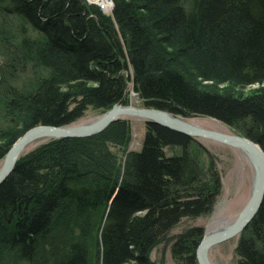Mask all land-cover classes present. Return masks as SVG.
<instances>
[{
  "label": "trees",
  "instance_id": "16d2710c",
  "mask_svg": "<svg viewBox=\"0 0 264 264\" xmlns=\"http://www.w3.org/2000/svg\"><path fill=\"white\" fill-rule=\"evenodd\" d=\"M112 3L107 15L84 0H0V161L32 127L125 102L129 84L145 107L217 119L264 152V0ZM129 132L120 119L18 159L0 186V264H154L162 243L175 264H197L204 229L170 233L212 213L214 163L204 168L193 138L151 122L128 151ZM235 253L236 264H264V198Z\"/></svg>",
  "mask_w": 264,
  "mask_h": 264
},
{
  "label": "rangeland",
  "instance_id": "374dc122",
  "mask_svg": "<svg viewBox=\"0 0 264 264\" xmlns=\"http://www.w3.org/2000/svg\"><path fill=\"white\" fill-rule=\"evenodd\" d=\"M88 5H94L100 7L103 4V0H84ZM111 2L108 0V3ZM102 3V4H101ZM112 3V2H111ZM103 6V5H102ZM109 9V8H108ZM104 14H110V10L102 9ZM101 11V10H100ZM32 35H34L32 33ZM7 54L3 52L0 47V67L5 66V58ZM130 79V74H127ZM253 86L248 88L251 90L255 88ZM246 91V92H247ZM126 105L137 107V108H147L133 91L131 84L127 89V94L125 96ZM106 111L88 109L83 117L78 119L71 126H86L97 119H99ZM172 118L178 119L180 121L208 129L213 131H218L226 134H236L243 136L241 133L231 128L230 126L224 124L223 122L207 117V116H191L189 118H181L169 114ZM128 120L129 123V142L127 145L128 151H139L142 148L143 139L146 131L147 121L139 118H123ZM67 127V126H61ZM93 137V136H92ZM90 138V137H89ZM50 140L57 139H46L40 138L29 143L21 152L20 157L26 154L29 150L39 146L42 143H46ZM194 144L191 147L193 154L198 158L200 164L206 168L210 162L214 163L220 178H221V190L217 197L216 203L213 207L212 213L207 216L199 217L196 219L184 218L181 220L179 225L174 228L170 235L179 234L185 228L188 227H202L204 229V235L218 231L228 225H230L238 213L241 211L249 196L251 194L254 169L249 161L248 157L241 150L214 142L212 140L193 138ZM252 141V140H251ZM114 151L116 149L112 148ZM181 150L179 148H166L165 154L167 156L179 155ZM119 150V155H121ZM3 159L0 161V167ZM203 235V236H204ZM203 238V237H202ZM201 238V240H202ZM200 240V241H201ZM200 243V242H199ZM237 245V237L228 240L224 243L216 245L208 251V258L212 264H236V253L235 248ZM93 254V253H92ZM92 258H94L92 256ZM150 260L154 264H175L171 253L170 245L168 243H162L156 246L150 253ZM98 259H94L92 264H98Z\"/></svg>",
  "mask_w": 264,
  "mask_h": 264
},
{
  "label": "water",
  "instance_id": "95a60500",
  "mask_svg": "<svg viewBox=\"0 0 264 264\" xmlns=\"http://www.w3.org/2000/svg\"><path fill=\"white\" fill-rule=\"evenodd\" d=\"M123 118H139L157 124L170 131L191 137L212 140L237 148L250 159L254 169L251 194L234 221L218 231L203 236L195 252L197 264H212L208 258L210 248L238 237L257 214L264 198V152L250 139L218 131L204 129L178 119L169 114L151 108H137L115 104L95 122L86 126H48L39 125L23 133L9 148L0 167V186L13 172L23 149L32 141L46 139H83L102 133L112 123Z\"/></svg>",
  "mask_w": 264,
  "mask_h": 264
},
{
  "label": "bare ground",
  "instance_id": "6f19581e",
  "mask_svg": "<svg viewBox=\"0 0 264 264\" xmlns=\"http://www.w3.org/2000/svg\"><path fill=\"white\" fill-rule=\"evenodd\" d=\"M111 2H112V0H110ZM103 2V6L101 5L100 7H99V10H101V11H103L102 9H106V10H109L110 8H111V10L110 11H112V8H113V3H111V2H109L108 3V0H103L102 1ZM102 4V3H101ZM109 8V9H108ZM111 13V12H110ZM117 103H120L122 106H129V105H126V104H124L125 102H124V100H121V101H119V102H117ZM117 103H115V104H117ZM114 104V105H115ZM113 105V106H114ZM112 108V107H111ZM110 108V109H111ZM109 110V109H108ZM107 110V111H108ZM157 110V109H156ZM159 111H161V110H159ZM162 112H165V111H162ZM165 113H167V114H170V113H168V112H165ZM169 117H171L170 115H169ZM120 120V119H119ZM74 127V126H73ZM244 137V136H243ZM191 138V137H190ZM35 141V140H34ZM33 142V141H32ZM228 146V145H227ZM247 156V155H246ZM19 159V158H18ZM249 159V158H248ZM249 161H250V159H249ZM251 162V161H250ZM225 228V227H224Z\"/></svg>",
  "mask_w": 264,
  "mask_h": 264
},
{
  "label": "built area",
  "instance_id": "2783aa9c",
  "mask_svg": "<svg viewBox=\"0 0 264 264\" xmlns=\"http://www.w3.org/2000/svg\"><path fill=\"white\" fill-rule=\"evenodd\" d=\"M103 5V4H102Z\"/></svg>",
  "mask_w": 264,
  "mask_h": 264
}]
</instances>
